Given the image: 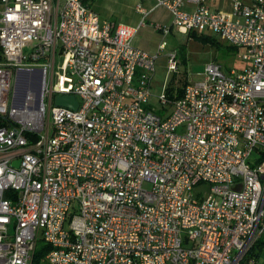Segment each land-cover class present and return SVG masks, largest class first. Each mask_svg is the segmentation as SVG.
Instances as JSON below:
<instances>
[{
  "label": "built area",
  "instance_id": "obj_1",
  "mask_svg": "<svg viewBox=\"0 0 264 264\" xmlns=\"http://www.w3.org/2000/svg\"><path fill=\"white\" fill-rule=\"evenodd\" d=\"M89 1L0 0V264H33L39 245L46 264H255L264 0H154L173 26L218 34L246 62L207 63L181 95L158 97L159 112L149 100L165 43L133 44L149 11L131 27ZM165 55L177 69V52Z\"/></svg>",
  "mask_w": 264,
  "mask_h": 264
},
{
  "label": "rangeland",
  "instance_id": "obj_2",
  "mask_svg": "<svg viewBox=\"0 0 264 264\" xmlns=\"http://www.w3.org/2000/svg\"><path fill=\"white\" fill-rule=\"evenodd\" d=\"M244 1L248 2L249 0ZM127 5V0L123 3L116 4L113 7L114 12L112 18L118 19L117 22L120 23L121 21L119 20L124 17L123 12ZM108 8L110 9V7ZM161 35L162 33L154 32L151 28L139 34L140 38L148 47H153L162 39L168 44L167 47L165 46V50H163L164 53L165 51H176L178 54L175 59L178 62L177 69H171L169 67L166 53L162 55L163 51L156 61L149 104L158 112L162 108L158 97L166 92V87H172L173 92L176 93L185 84L200 81L207 63L211 61L218 62L222 70L226 73H229V70L232 68L242 70L246 65V62L237 56L238 50L227 52V46L230 44L223 40L220 35L212 33L211 31L194 30L184 33L175 26H172L171 28H167L164 38ZM31 48L32 45H27L23 50L24 52H28ZM62 59L63 57L61 55L56 58V73L60 75H63V71L59 70L58 66ZM19 76L24 81V74L21 73ZM19 87L21 88L22 84ZM257 264H264V249L260 253Z\"/></svg>",
  "mask_w": 264,
  "mask_h": 264
},
{
  "label": "crops",
  "instance_id": "obj_3",
  "mask_svg": "<svg viewBox=\"0 0 264 264\" xmlns=\"http://www.w3.org/2000/svg\"><path fill=\"white\" fill-rule=\"evenodd\" d=\"M126 0H90V7L103 19L111 20L117 22L118 19H114L113 17V7L116 4L123 3ZM128 5L125 8L123 15V18H120V23L136 27L139 20L142 17V13L139 10V7L142 9L148 10L149 14L145 18V24L141 27H138L134 37H133V44L143 49L147 52H156L158 51V46L162 43H165V46L167 47V42L165 40L160 39L157 44H155L153 47H148L145 42L140 38L139 34L144 33L148 31L149 28H151L154 32H160L162 33L161 37H165V32L157 29L155 25H160L161 27L171 28L173 26L172 24V16L170 12L162 7L155 5L154 0H127ZM244 1V0H242ZM246 2V1H244ZM249 2V1H248ZM208 5L213 9H229L230 4L227 1L224 0H208ZM110 7V9L108 8ZM169 49V48H168ZM165 50L162 49L161 52ZM160 52V54H161ZM167 51H165L166 53ZM164 51L162 52V55L165 54ZM260 256V255H259ZM259 258V257H258ZM258 258L256 260L258 261Z\"/></svg>",
  "mask_w": 264,
  "mask_h": 264
},
{
  "label": "trees",
  "instance_id": "obj_4",
  "mask_svg": "<svg viewBox=\"0 0 264 264\" xmlns=\"http://www.w3.org/2000/svg\"><path fill=\"white\" fill-rule=\"evenodd\" d=\"M237 48L228 45L227 46V52L228 51H236ZM183 92V87L178 89L176 94L177 96L181 95V93ZM166 93L169 97H171L173 95V88L172 87H166ZM47 247L45 245H39L35 252H34V256H33V264H46L44 261V255L46 252ZM262 249H264V232H262L261 236L259 237V239L257 240V242L254 244V246L251 248V250L249 251V256L254 257L256 260L259 257Z\"/></svg>",
  "mask_w": 264,
  "mask_h": 264
},
{
  "label": "water",
  "instance_id": "obj_5",
  "mask_svg": "<svg viewBox=\"0 0 264 264\" xmlns=\"http://www.w3.org/2000/svg\"><path fill=\"white\" fill-rule=\"evenodd\" d=\"M54 104L58 106H64L71 109L78 107V102L74 95H57L54 99ZM19 161H15L12 165L17 166Z\"/></svg>",
  "mask_w": 264,
  "mask_h": 264
},
{
  "label": "bare ground",
  "instance_id": "obj_6",
  "mask_svg": "<svg viewBox=\"0 0 264 264\" xmlns=\"http://www.w3.org/2000/svg\"><path fill=\"white\" fill-rule=\"evenodd\" d=\"M21 84H23V78L21 76H19L17 78V82H16V88L19 87Z\"/></svg>",
  "mask_w": 264,
  "mask_h": 264
}]
</instances>
